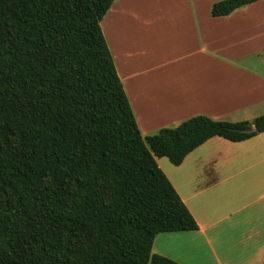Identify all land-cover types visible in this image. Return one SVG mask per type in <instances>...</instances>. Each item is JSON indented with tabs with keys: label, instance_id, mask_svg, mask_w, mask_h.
I'll list each match as a JSON object with an SVG mask.
<instances>
[{
	"label": "trees",
	"instance_id": "1",
	"mask_svg": "<svg viewBox=\"0 0 264 264\" xmlns=\"http://www.w3.org/2000/svg\"><path fill=\"white\" fill-rule=\"evenodd\" d=\"M115 1L0 0V264H178L155 236L198 227L156 159L264 133L199 115L142 137L100 28Z\"/></svg>",
	"mask_w": 264,
	"mask_h": 264
},
{
	"label": "crops",
	"instance_id": "2",
	"mask_svg": "<svg viewBox=\"0 0 264 264\" xmlns=\"http://www.w3.org/2000/svg\"><path fill=\"white\" fill-rule=\"evenodd\" d=\"M219 1L116 0L101 20L142 137L199 115L235 123L264 114V0L212 17ZM156 163L198 229L156 235L152 254L263 264L264 133L212 138L178 167Z\"/></svg>",
	"mask_w": 264,
	"mask_h": 264
},
{
	"label": "rangeland",
	"instance_id": "3",
	"mask_svg": "<svg viewBox=\"0 0 264 264\" xmlns=\"http://www.w3.org/2000/svg\"><path fill=\"white\" fill-rule=\"evenodd\" d=\"M262 22V21H261ZM262 73L264 74V69L262 68Z\"/></svg>",
	"mask_w": 264,
	"mask_h": 264
}]
</instances>
